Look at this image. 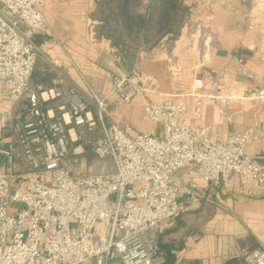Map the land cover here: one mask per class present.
<instances>
[{
  "label": "built area",
  "instance_id": "1",
  "mask_svg": "<svg viewBox=\"0 0 264 264\" xmlns=\"http://www.w3.org/2000/svg\"><path fill=\"white\" fill-rule=\"evenodd\" d=\"M48 1L0 0V85L15 105L26 104L12 125L15 144L0 158L16 173L35 174L14 188L17 174L0 162V264H169L152 235L190 206L212 202L202 183L235 181L239 194L264 195V165L253 153L264 142L259 123L225 137L196 124L205 97L226 117L230 95L192 94L191 110L184 96L149 100L143 112L161 125L155 136L113 118V96L131 103L142 90L135 72L114 76L102 96L69 57L94 104L62 76L32 87L39 53L29 34L60 43ZM237 70L254 77L243 59ZM245 98L264 103V87ZM88 154L111 158L115 170L90 173L82 162ZM242 261L264 264V249L243 251Z\"/></svg>",
  "mask_w": 264,
  "mask_h": 264
},
{
  "label": "crops",
  "instance_id": "2",
  "mask_svg": "<svg viewBox=\"0 0 264 264\" xmlns=\"http://www.w3.org/2000/svg\"><path fill=\"white\" fill-rule=\"evenodd\" d=\"M76 2L79 0H61V6H75ZM54 5L48 3L45 15L60 43L45 34H29L39 53L31 86L50 85L53 79L62 76L77 89L85 88L83 79L69 60L71 57L86 80L105 96L111 83L99 56L105 53L106 47L113 51L111 41L98 37L96 20L67 8L62 13L53 9ZM254 10L239 18L234 17L231 10L217 11L209 16V21L203 19L206 29L194 35L182 31L171 52L162 53L160 67L155 66L158 59L145 57L142 64L148 71V78L146 73L143 75L145 81L140 77L142 90L131 103H122L112 97L114 120L121 125H131L137 133L158 136L161 125L154 124L143 112L149 100L184 96L191 110L194 106L192 94L215 93L232 97L227 116L220 115L215 101L205 97L203 117L196 124L209 126L220 137L244 132L256 121L264 129V103L245 98L248 91L264 87V61L261 59L264 56V4L257 5ZM76 46L80 48L76 50ZM85 51L94 56L87 59L80 55ZM152 51L145 50V54ZM239 59L246 63L253 79L238 72ZM116 63L118 65L114 60L111 64L117 67ZM153 68L159 72L149 73ZM185 72L188 78L183 81L179 74ZM25 105H15L4 85H0V149L15 144L12 125L15 117L24 112ZM187 117L192 121L190 114ZM253 153L264 165V142L255 145ZM0 162L7 174L16 173L4 158L1 157ZM16 174L14 188L31 176L35 178L23 167ZM202 184L212 202L190 206L186 212L163 221L152 237L167 254L169 264H243V251L256 247L264 249V195L239 194L235 181L229 188L223 182Z\"/></svg>",
  "mask_w": 264,
  "mask_h": 264
},
{
  "label": "trees",
  "instance_id": "3",
  "mask_svg": "<svg viewBox=\"0 0 264 264\" xmlns=\"http://www.w3.org/2000/svg\"><path fill=\"white\" fill-rule=\"evenodd\" d=\"M188 9L184 0H97L92 18L98 22V37L110 40L129 65L138 44L151 51L166 40L171 50L182 33Z\"/></svg>",
  "mask_w": 264,
  "mask_h": 264
},
{
  "label": "rangeland",
  "instance_id": "4",
  "mask_svg": "<svg viewBox=\"0 0 264 264\" xmlns=\"http://www.w3.org/2000/svg\"><path fill=\"white\" fill-rule=\"evenodd\" d=\"M96 1L97 0H81V1L79 0V2H76L77 4L75 6H64V5L61 6V0H49L48 3L55 4L54 7L52 6L53 9L55 8L56 10L60 12H62L64 8H67L68 10L75 11L77 14H81L80 16L88 15L90 18H92L93 13L96 10ZM58 2L60 3L59 5H58ZM184 3L189 9H188V12L186 13V18L184 20L185 25L182 31L187 30L188 32H190L191 35H194L196 34V32L204 28V22L206 20L209 21V16H214L217 11H221L225 9L231 10L233 13V16L236 18H239V17L244 16L245 14L251 13L252 10L254 12L255 11L254 9L257 7V5L264 4V0H184ZM81 4H83V6ZM60 12L58 14H60ZM166 42H167L166 40L163 41L162 44H160V46L157 47L159 49L158 52H156L157 50L155 49L157 48H155L152 52H156V53L152 54V52H150L147 55L145 54V48L141 47L142 46L141 44L136 45L137 52L135 53L134 58H132L133 56L130 58L131 61L129 65H126L122 61L121 56L113 47H112L113 51H109L108 48L106 47L105 53L101 54L99 58H100V62L103 63L104 65L105 71L108 74V78H109L108 81L110 80V83H111L112 78L116 76L117 74H124V73H129V72H132V73L135 72L136 75L139 76V79L141 77L142 80L145 81V77H143V75H145L146 73V77L148 78L147 76L148 71L145 68V66L142 64L144 58L146 57L147 59H149L151 56L153 59H158L156 60L158 62L155 66L160 67L161 65L160 59L162 57L161 56L162 53L163 52L168 53V52H171L172 50V49L171 50L169 49L170 44L169 43L166 44ZM78 47L79 46L75 47L76 50L78 49ZM160 49L163 51H160ZM80 55H82L83 57L87 59L94 56V55H91L89 51H85L83 52V54H80ZM114 60L118 62V65L116 63L117 67L116 66L114 67L113 64H111L112 62H114ZM79 69L80 71L82 70L81 68ZM150 72L158 73L159 70L158 69L156 70L155 68H153L149 70V73ZM180 75L181 74H179V78L181 77L183 81H186V79L188 78L187 72H185V74L181 76ZM89 84L91 85V87L93 88L95 92L101 95V93L90 82ZM78 90L80 91V93L82 94L86 102L94 104L93 100L91 99V96L88 94L86 90H84V88L82 89L79 88ZM50 105H55V102H51ZM82 162L84 166L86 165V169L90 170V173H94V174L109 173L115 170V165L113 163V160L109 157L102 159L93 154H88L82 158ZM32 175L35 176V174H32ZM30 178H32V176Z\"/></svg>",
  "mask_w": 264,
  "mask_h": 264
}]
</instances>
